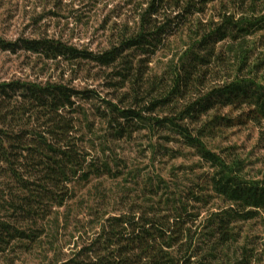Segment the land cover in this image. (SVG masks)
Masks as SVG:
<instances>
[{
    "label": "trees",
    "instance_id": "16d2710c",
    "mask_svg": "<svg viewBox=\"0 0 264 264\" xmlns=\"http://www.w3.org/2000/svg\"><path fill=\"white\" fill-rule=\"evenodd\" d=\"M125 2L129 18L111 24L98 51L47 35L0 37V50L71 72L91 64L113 95L98 98L103 141L142 132L152 165L196 160L170 166L168 179L106 156L104 142L105 156L91 160L93 124L83 113L81 130L76 101L95 92L77 90L64 70L0 82V264L35 252L44 264H264V156L226 135L249 123L264 142V0ZM103 175L123 180L98 197L115 212L90 208L93 232L62 252L54 230L67 225L71 185Z\"/></svg>",
    "mask_w": 264,
    "mask_h": 264
},
{
    "label": "rangeland",
    "instance_id": "374dc122",
    "mask_svg": "<svg viewBox=\"0 0 264 264\" xmlns=\"http://www.w3.org/2000/svg\"><path fill=\"white\" fill-rule=\"evenodd\" d=\"M129 16V7L126 6L125 0H0V37L7 41H14L18 37L47 35L95 52L108 44L111 24L121 22ZM162 60L165 59L158 58L157 54L151 63L152 68H158V62ZM62 70H64L63 78L77 90H92L97 96L76 101L78 110L81 112L78 115L79 123L83 121L80 123L81 130L86 132L83 113L87 115L88 122L93 124V134L87 135L94 142L93 149H87L90 154L88 158L101 161L105 154L106 156L117 155L126 162L128 168L145 172L153 167L166 179H168L167 172L170 166L174 168L181 166L182 170L183 166L195 162L196 157L187 156L166 160L164 165L154 161L152 165L146 150L147 140L142 132L134 133L131 140L103 141L101 136L106 133L107 128L98 117L97 109L104 108L102 101L98 98L109 100L113 95L112 91L105 87V81L96 75L98 69L93 68L91 64L81 66L77 72H71L70 67L63 64L55 66L53 63H44L30 53L23 51L10 53L0 50V82L17 78L54 80L59 78ZM226 135L229 139L227 143L235 144L239 151L252 153V159L264 156V142L258 141L257 129L251 124L231 129L226 132ZM103 142L105 144L103 146H108L105 154L102 153V145H100ZM120 183H123L121 177L109 178L103 175L91 177L87 182L71 185L74 196L66 207L60 209L59 218L61 221L62 218L67 217V225H59L54 230L53 240L57 239L62 252L68 253V248L77 237H87L93 232V216L89 215L90 208H94L92 210L97 213L115 212L116 207L113 201L105 199L101 201V204L98 197L106 191L109 194L111 190L116 192ZM13 264L44 263L42 254L35 252L18 255Z\"/></svg>",
    "mask_w": 264,
    "mask_h": 264
}]
</instances>
